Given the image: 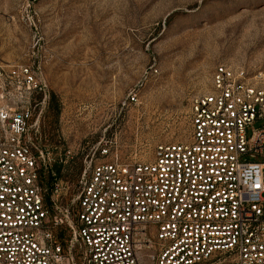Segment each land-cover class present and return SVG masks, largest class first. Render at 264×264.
<instances>
[{
	"label": "built area",
	"instance_id": "obj_1",
	"mask_svg": "<svg viewBox=\"0 0 264 264\" xmlns=\"http://www.w3.org/2000/svg\"><path fill=\"white\" fill-rule=\"evenodd\" d=\"M48 96L40 66L0 64V264H264V126L245 134L264 119V71L218 64L188 139L148 161L101 141L71 197L53 166L73 147L55 159L38 136Z\"/></svg>",
	"mask_w": 264,
	"mask_h": 264
},
{
	"label": "rangeland",
	"instance_id": "obj_2",
	"mask_svg": "<svg viewBox=\"0 0 264 264\" xmlns=\"http://www.w3.org/2000/svg\"><path fill=\"white\" fill-rule=\"evenodd\" d=\"M221 63L264 71V0H0V64L41 67L38 136L55 159L73 147L53 166L69 197L101 141L148 161L156 144L188 139L191 99Z\"/></svg>",
	"mask_w": 264,
	"mask_h": 264
}]
</instances>
